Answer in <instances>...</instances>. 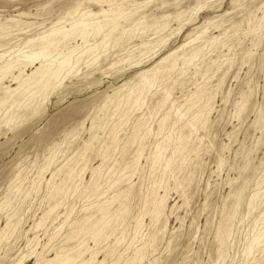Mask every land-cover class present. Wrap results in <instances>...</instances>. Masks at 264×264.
Returning a JSON list of instances; mask_svg holds the SVG:
<instances>
[{
	"label": "rangeland",
	"instance_id": "rangeland-1",
	"mask_svg": "<svg viewBox=\"0 0 264 264\" xmlns=\"http://www.w3.org/2000/svg\"><path fill=\"white\" fill-rule=\"evenodd\" d=\"M79 1L0 0V64L56 23L69 29ZM112 2L125 13L118 46L37 97L1 92L17 87L9 76L0 84V264L84 248L101 264H264V242L249 248L264 230V0ZM86 46L51 52L75 60ZM170 53L139 108L119 103Z\"/></svg>",
	"mask_w": 264,
	"mask_h": 264
},
{
	"label": "bare ground",
	"instance_id": "bare-ground-1",
	"mask_svg": "<svg viewBox=\"0 0 264 264\" xmlns=\"http://www.w3.org/2000/svg\"><path fill=\"white\" fill-rule=\"evenodd\" d=\"M111 2H112V0H81V1H79L76 4L75 10H74V13L78 12V16H77V18L72 20V23L69 25L70 26L69 29H66L65 26H58L59 24L56 23L49 30L47 35H44V36L39 38L40 42H39V44H37L35 46L36 47L35 49H32L30 52H26V51L24 52L23 51L21 53H18L17 55L11 56V58H9V59H5V60L3 59L4 61L0 64V84L3 85L2 81L7 76H9V78H11V81H16L17 82V87L10 88V86H6V87H4V90H2V88L0 86V91L2 90L1 92L4 91V93L6 91V94H7V92H9V93H14V92L20 93L21 95H23L24 98L26 96H27V98L33 97L37 93H42V92L48 91L55 81H57L58 84L59 83H63L62 80L64 78L68 77L67 75L69 74V72L71 70L70 68L72 66H74V65L77 66V64L80 63L81 59L83 57H85V55H86V58L91 57V60L93 59V61H95L102 54L104 55V53L107 52V50H108L107 47L108 46H110L111 48H114V47L118 46L117 44H118V41L120 40L121 36L117 37V36H113L112 34H113V32H115V31H117L119 29V26H120V23H121L120 20L125 18V16H124L125 13H122V11H123L122 9L123 8L121 9L120 7H113V5H111ZM105 3L109 4L110 7L108 9L104 8V4ZM112 4H113V2H112ZM94 7H98L99 9L98 10H94ZM78 9H80V10L78 11ZM4 22H6V21H3V23ZM121 34H123V32ZM97 36H101V37L99 39H96ZM0 37H2V36H0ZM90 37H93L95 40H94L93 43H90V45H88V39ZM2 38H0V39H2ZM75 39L81 40V42L83 44H85V45L87 44L86 48L84 50H82L79 54H77V57L75 56V58H76V59L74 58L75 60H73V58H72L74 56V55L72 56L74 50H69V52H67V53L58 52L57 54H55L56 53L55 52L54 53L55 55H52L51 49L57 48L61 43H65V42H67L69 40H75ZM32 40L33 39L27 40L25 42V44H27V45L31 44ZM192 41H193V39H192ZM81 46H79V47H81ZM57 51H59V50H57ZM75 51H76V49H75ZM171 56H173V53H170V55L168 57H164L161 60H159L158 64L155 67H152L149 70L140 71L136 75L137 76V80L134 81L131 86H128L127 92L126 93L124 92L125 94L123 95V97H120L122 99L119 101V103L128 104L129 105V107H128L129 111L133 110L135 108H139L140 107V99H142V96L144 97L150 91L151 87L155 84V82L157 80V77L159 76L158 75V72H159L158 69H161L163 63L166 62L168 60V58L171 57ZM3 57H4V54H2V55L0 54V62H1V59ZM193 58L194 57H191L190 59L186 60L184 64L185 65L189 64V62H191V60H193ZM88 60H90V59H88ZM176 61H177V59L174 60V63L171 65V69L175 67ZM34 64H36L35 65V70L32 71L31 74H25L26 68L30 67V66H33ZM37 64H39V65L37 66ZM115 64L116 63H114L112 65H115ZM138 64H141V63L139 62ZM50 92H51V90H50ZM48 93H49V91H48ZM12 95L14 97V94H12ZM36 97H37V95H36ZM1 98H2V96H1ZM7 98H8V96H7ZM5 101H6V97H4L2 99L1 103H4ZM23 102H21V103H23ZM29 103H31V102L29 101ZM27 104H25V105H27ZM142 105H143V103H142ZM0 106H1V104H0ZM12 108H14V106ZM7 112H10V111H7ZM161 119H162V121H161V126H162V124H164L165 121H166V117H164V118L162 117ZM201 119L204 120L203 119V112H201V110H200V111L196 112L195 116L192 119H190L188 121H185L183 123V128L185 127V128H188L189 131H192L193 130L192 128L195 127L196 124L198 122H200ZM179 120L181 121V117H179ZM194 131H196V130H194ZM184 139H185V137L181 138V140H180L181 144L184 142L183 141ZM169 141H171V140H169V138H166L165 141L162 143V145L160 144L161 146H158L159 144L157 145V147H156L157 155L155 156V158L153 160L154 162H157L158 160L161 159V157H162L161 153H162V151H164V149L166 148L167 144H169ZM166 166H168V163L166 164ZM118 181H120V180H118ZM117 197H119V195H114L112 197V202H113V200H116ZM252 202H254V201L252 200ZM104 208L100 209V211L99 210L97 211V212L101 213L100 214V218H102V219L106 215V213H107L106 211H108V210H106ZM159 212H160L159 209H156L154 216H158ZM98 217H99V215H98ZM103 220H105V219H103ZM110 220H111V218H110ZM111 221H114V220H111ZM255 223H257V220H256V222H254V224ZM83 224H85V222ZM88 224H90V223H88ZM95 225H97V224H95ZM82 226L84 228L85 225H82ZM88 227H89V225H88ZM93 229H96V228H93ZM100 229L104 230L105 227H104V229L102 227ZM100 232H101L100 230L96 231V233L94 234L93 241H94V239L98 240L97 238L102 234V232L101 233ZM81 233H82V230H81ZM93 233H94V231H93ZM257 233L258 234L255 237L252 238L253 240L251 241L250 246H249L250 249H253V247L258 246L261 242L262 243L264 242V230L262 232H260V233L259 232H257ZM250 249H249V251H250ZM75 251H77V250H75ZM85 252H87V249L84 248V250H82V251L80 250L79 253H76L74 255H71L72 253H69V254L67 253L65 255L56 254L54 258H52V259L47 261V264H89V263H93V262L95 264L103 263L102 261L100 263H98V261H96L97 253H93V252L90 253L89 258H87V259L81 258L84 255ZM79 259H81V260L78 262Z\"/></svg>",
	"mask_w": 264,
	"mask_h": 264
}]
</instances>
